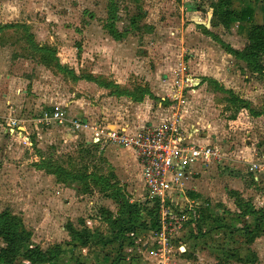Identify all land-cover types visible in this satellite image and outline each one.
<instances>
[{
	"label": "rangeland",
	"instance_id": "1",
	"mask_svg": "<svg viewBox=\"0 0 264 264\" xmlns=\"http://www.w3.org/2000/svg\"><path fill=\"white\" fill-rule=\"evenodd\" d=\"M110 1L0 0V214L9 211L16 217L33 246L44 251L62 248L64 253L55 264H105V257L116 258L119 253L126 258L127 251H121L120 244L81 248L67 231L69 227L83 230L84 224L102 233L106 240L113 239L104 211L117 216L119 207L104 193L103 183H97V179L108 178L112 185H119L131 202L149 206L141 181L118 183L111 177L112 168L102 149L87 146L85 141L90 138L73 131L72 122L82 119L70 113V105L82 100L89 108L107 103V107L118 109L122 105L117 104L120 96H133L143 102L146 93L150 94L146 79L156 72L154 58L164 57L169 63L177 59L179 49L184 55L172 63L177 66L178 62H189L193 49L199 46V40H205L203 35L210 37L209 32L225 36L230 45L240 49L248 44L249 24L235 21L226 30L221 26L195 25H209L213 6L219 0H113L119 30L128 29L116 41L109 31ZM234 7L239 11L253 8L254 23L264 26V0H234ZM159 49H166V53L161 54ZM152 51L154 55L150 54ZM163 67L165 72L169 70L167 63ZM231 73L238 82L233 90L248 100L235 95L241 102L232 103L229 94L214 92L216 96H210L209 89L202 93L203 98H209L204 103L221 111L217 119L222 126L234 133L235 140L243 142L249 139L250 132L244 117L251 110L264 112V72L255 74L237 63ZM188 74L194 76L193 72ZM179 77L177 69L175 80ZM173 86L171 93L178 88L176 83ZM100 87L110 92L100 95ZM200 87H196L197 91ZM171 93L158 99H165L163 105L172 108L169 121L181 118L185 105L172 99ZM185 95L189 96L184 97L186 105L196 98L187 92ZM110 98L113 99L107 101ZM56 108H60L65 123H38L45 113ZM101 114L96 112L90 119ZM10 120H18L25 131L9 132ZM251 127L256 130L259 125L252 123ZM222 149L229 152L227 146ZM223 166L209 172V177L216 179L213 193L218 199L234 186L228 179L229 169ZM61 170L65 173L54 175ZM70 175L85 179L74 181ZM225 222L231 229L218 227L198 236L188 230L183 240L192 237L203 243L198 246L177 241L171 261L156 259L153 240L143 232L139 235L141 244L132 247L133 253L128 248V254L139 257L138 264H186L188 258L180 249L186 247L188 264H264V236L251 243L241 231L245 225ZM143 240H148L149 245ZM4 246L0 240V247ZM229 253L235 258L226 259Z\"/></svg>",
	"mask_w": 264,
	"mask_h": 264
},
{
	"label": "crops",
	"instance_id": "2",
	"mask_svg": "<svg viewBox=\"0 0 264 264\" xmlns=\"http://www.w3.org/2000/svg\"><path fill=\"white\" fill-rule=\"evenodd\" d=\"M210 18H212L211 28L213 13L209 19ZM195 25L203 26L200 22H196ZM221 27L226 30L225 27ZM211 33L216 36L212 37L213 35H209L210 37L207 39L206 36L203 35L205 40H199V46L193 49V54H190L191 60L189 62H178L177 66L176 63H172V61L180 60L179 58L184 55H180L181 52L179 49L177 52L179 54H177V59H173L169 63L164 57L154 58V63H157V66H155L156 72L154 75H150L146 79L145 83L148 85V92L150 94L148 95V93H146L143 101L144 103L141 100L138 101V99L133 96H120V101H118L117 104L122 103V105L119 106L118 109L107 107V103L106 105L98 104V106L89 108L83 104L82 100L74 101L69 107L72 115H76L91 124L101 123L112 129H122L128 132H135L144 129L145 127L160 126L161 124L167 123L169 119L172 118V108H166L163 105L162 101L166 102L165 99H162L160 102L158 99H161L162 95L165 93H171V88L174 87V83H176L178 87H181L182 90L186 86H193V91L186 92L195 95L196 98L193 100V103L185 104L182 109L181 120L184 131L189 138L190 144L200 147L216 148L223 154V159L220 162H214L210 165L198 164L193 167L191 172L182 180L179 188L180 198L178 199V203L185 208L193 206L198 211L200 218L196 224H191L177 233L170 241L167 250H165L157 241L155 236L157 231L154 232L151 229V221L145 216L148 229L142 230L139 233L143 232L144 235H150L153 240L152 243L154 244L151 247L152 249H156L154 256L157 257L156 259L158 261L161 259L162 261L174 260L171 255L175 250L176 243L177 241L183 240L185 237L184 235H188V230L191 232H197L198 236L201 234L206 235L218 227H221L224 230L231 229L225 221L243 224L245 225L243 229L246 227L254 229L257 217L247 215V213L251 210L264 213V173L252 168L253 164L261 163L264 160V116L255 118L250 117L248 114L244 117L245 120L243 119V122L244 124L247 123V127H249L250 131L247 134L249 139L239 142L235 140L234 133L230 129L228 130L226 127L224 128L222 126V121H218L217 117L220 115L221 111L204 103V100H209V98L205 96V98H203L204 94L202 93L205 89H209L212 94L209 93L208 95L216 96L214 92L227 94L223 91L225 90L244 99L233 90L238 82L236 80L237 77H234L231 71L233 70L234 64L238 63L240 65H245L246 68L247 65L244 62L237 60L233 54L229 52L227 47L236 51H243L245 48L240 49L232 44L230 45V42L226 40L225 36L223 37L220 35L219 37L218 35V38L217 34L214 32ZM156 48L157 47H155V49ZM185 50L186 49L184 48V51ZM159 51L161 54L166 53V49H159ZM153 53V51L150 52L151 55H154ZM164 63H167V68L169 69L167 71L169 72L168 74H165L167 72H165L166 70L163 67ZM182 66L183 69H186L185 74L193 72L194 76L190 75L193 80L192 82L185 83V74L182 72ZM152 68H154V66ZM177 69L180 72L179 80H175ZM172 73L174 76H172ZM161 75L165 76L163 77ZM197 86H201L200 91H197ZM103 89L104 90L101 88V90H99L98 88V93H100V95H105L104 93L110 92L107 89L105 90V88ZM175 90L176 89L173 90V93L176 92ZM186 92L183 93V98L185 97V99H188L189 96L185 95ZM173 93L171 94L173 95ZM114 97L116 98V96ZM111 99L113 98H110L107 101H111ZM244 100L248 99L245 98ZM96 112L102 113L101 116L90 119V116ZM191 122H194V124ZM252 123L258 124L259 127H257L256 130H253V127H251ZM8 127L10 132L11 128L9 123ZM73 131L88 138L91 136L87 132ZM39 138H42L41 134L39 135ZM73 138L74 135H72V139ZM231 139L233 140L231 141ZM85 144L87 146L93 145L91 139L86 140ZM223 146H227L229 152H224L222 149ZM102 152L104 153V158L112 168L110 173L112 178L117 180L118 183H121V185H130L129 183L133 181H141L145 189L142 168L139 165L133 150L109 146L104 150L102 149ZM219 165H225L223 167L229 169V182L236 186H233L220 199L217 198V194L213 193L216 179H214V177H209L210 170H214ZM128 190L131 191V187H128ZM229 198L233 201H230ZM201 199L207 201H202ZM204 216L205 220H203ZM210 216L213 217L210 219ZM232 218L236 220H229ZM262 228L264 230V223L262 224ZM142 242H147L149 245L148 240H143ZM158 243L159 247L156 246ZM183 243L201 246V243L203 242H199L197 238L190 237L189 239H184ZM224 243L228 244V241ZM137 244H141L140 239L137 241ZM180 249L184 250L183 256L190 259V255H186L188 252L187 248L180 247ZM134 251L135 248L131 247L130 252L133 253ZM199 252H197L196 256L201 259V254H199ZM194 253L195 252H193V254ZM158 257H160V259H158ZM139 259L140 258L136 255L133 256L132 254H127L126 258L119 259L118 264H138L140 261ZM188 259L185 260L186 264L189 263ZM115 260L116 258L105 257L103 262H105V264H113Z\"/></svg>",
	"mask_w": 264,
	"mask_h": 264
},
{
	"label": "trees",
	"instance_id": "3",
	"mask_svg": "<svg viewBox=\"0 0 264 264\" xmlns=\"http://www.w3.org/2000/svg\"><path fill=\"white\" fill-rule=\"evenodd\" d=\"M109 11L112 21V25L109 28L110 34L115 40H120V33L124 34L128 32V29H124L123 31L119 30L117 26L118 17L113 0L110 1ZM254 17L255 11L251 7L242 8V10L239 11L234 7V0H219L213 6L212 28L223 26L226 29H230L235 21H239L241 24H249L250 34L245 49L243 51H236L229 47H227V49L237 60L244 62L253 73L263 74L264 26L255 24ZM208 34L213 35L211 32ZM223 91L233 97V99L230 97L232 103L233 100L241 102V100L235 98L234 93ZM249 116L255 118L262 117L264 116V112H254L251 110ZM92 146L99 147L95 144ZM63 173L65 172L61 170L54 172V175L60 176ZM68 177L74 181H84L85 179L81 176L72 177L70 175ZM97 183H103L104 193L117 203L119 207L117 216L110 211H104L105 223L111 229L113 239L106 240L102 233L95 232V230L84 226L83 223H81V225L83 224V230L69 227L67 231L73 236V242L81 248H100L111 245L116 247V244H120L121 251H127L128 254V248L135 246L137 241H139V232L148 229L145 216L151 221V229L154 232L158 230V205L157 203L147 202L149 206L145 207L141 204L131 202L128 198L129 196L121 190L119 185H112L108 178L97 179ZM247 215L257 217L254 229L246 227L241 230L245 231L248 239H250L252 243L257 238L264 236V230L262 228L264 213L251 210ZM203 220H205V216ZM23 230L19 220L9 211L0 214V240L5 245L4 247H0V264H55L61 259L64 253L62 248L56 247L52 250L44 251L39 246H33ZM27 247L30 248L24 252ZM225 256L228 260L235 258V254L229 253ZM119 259H123L121 253L117 254L113 264H118Z\"/></svg>",
	"mask_w": 264,
	"mask_h": 264
},
{
	"label": "built area",
	"instance_id": "4",
	"mask_svg": "<svg viewBox=\"0 0 264 264\" xmlns=\"http://www.w3.org/2000/svg\"><path fill=\"white\" fill-rule=\"evenodd\" d=\"M182 72L184 74L186 72L183 66ZM190 81H193L190 75L185 74V83ZM193 90L192 85L186 86L183 90L178 87L171 98L186 104L183 93ZM65 121L66 118L60 109H55L45 113L38 123L63 124ZM9 124L12 133L25 131L18 120H10ZM72 124L76 131L89 133L91 143L100 146L103 150L115 146L134 151L142 168L149 202L158 205L159 227L155 236L165 250L177 233L199 221V213L193 206L185 208L178 203L180 185L193 167L198 164L210 165L220 162L223 154L213 147L190 144L181 118L135 132L112 129L101 123L91 124L80 119L73 121ZM252 168L264 173V160L253 164Z\"/></svg>",
	"mask_w": 264,
	"mask_h": 264
},
{
	"label": "water",
	"instance_id": "5",
	"mask_svg": "<svg viewBox=\"0 0 264 264\" xmlns=\"http://www.w3.org/2000/svg\"><path fill=\"white\" fill-rule=\"evenodd\" d=\"M211 19H212V18L209 19V25H207V24H205V23H201V25H203V26H205V27H207V28H210V26H211Z\"/></svg>",
	"mask_w": 264,
	"mask_h": 264
}]
</instances>
